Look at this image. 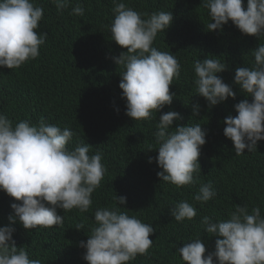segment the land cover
Segmentation results:
<instances>
[{"label":"clouds","instance_id":"obj_1","mask_svg":"<svg viewBox=\"0 0 264 264\" xmlns=\"http://www.w3.org/2000/svg\"><path fill=\"white\" fill-rule=\"evenodd\" d=\"M58 13L70 7V0H51ZM111 40L126 49L114 63L122 71L119 88L126 101V116L133 121L156 119L165 106L176 97L170 91L174 79L181 75L177 55L160 51L154 46L158 33L173 22L171 11H155L150 15L128 6L124 0H112ZM207 11L208 32L222 31L229 22L241 34L259 40L250 51L251 66L237 67L234 83L246 97L234 105L235 116L224 119V136L229 139L236 156L256 152L264 141V0H202ZM84 6L77 2L70 15L83 16ZM44 19V7L36 0H0V68L18 69L35 60L45 45L47 32L37 31ZM195 95L202 97L209 109L235 99L233 88L219 75L228 71L226 62L216 56L193 62ZM247 97L251 98V101ZM199 104L193 105V117L199 115ZM180 113L168 111L156 123L155 162L161 169L160 180L177 188H193L199 184L193 201L205 204L214 200L217 191L212 182L199 181V157L206 144L207 131L193 122L185 126L174 121ZM76 133L70 127H60L41 118L38 123L20 120L14 123L0 113V190L14 202L9 214L10 224L19 223L25 230L61 226L64 215L74 209L88 212L92 194L101 186L107 168L103 153L90 154L91 146L81 141L69 147ZM149 163H152L150 158ZM115 205L100 207L94 212L93 226L87 240L80 241L86 264H132L138 256H147L155 229L121 205L125 196H115ZM119 205V206H117ZM177 222L193 220L197 209L188 200L175 202L170 208ZM204 231L216 237L215 250L208 252L200 237L190 239L177 249L183 264H264V216L259 206L249 210L247 204L235 205L227 219L214 221L203 216ZM83 224L76 229L81 231ZM12 226L0 227V264H42L32 259L25 247L17 248Z\"/></svg>","mask_w":264,"mask_h":264},{"label":"trees","instance_id":"obj_2","mask_svg":"<svg viewBox=\"0 0 264 264\" xmlns=\"http://www.w3.org/2000/svg\"><path fill=\"white\" fill-rule=\"evenodd\" d=\"M36 2L44 7V19L37 31L47 32V40L35 60L18 69L0 68V113L14 123H38L43 118L62 128L70 127L76 136L69 147L83 141L92 147L90 154L102 152L107 172L92 194L89 211L58 210L64 221L52 228L25 230L18 222L10 224L14 200L0 190V227L15 228L17 248L25 247L30 258H39L42 264H86L85 250L79 243L86 242L96 209L115 205V196L127 198L125 205L117 206L155 229L149 237L153 245L148 255L138 256L132 264H183L177 249L197 237L208 252L214 251L216 237L206 233L200 223L205 215L214 221L227 219L235 205L247 204L249 210L259 206L264 216V141L258 142L256 152L245 150V154L236 156L232 142L223 134L224 119L235 116L234 105L246 98L234 83L235 69L252 65L250 51L259 44L257 38L241 34L231 22L222 31H206L208 16L200 7L202 0H124L141 13H173L171 26L158 33L154 46L177 55L181 64V75L170 86L177 97L171 106L158 112L156 119L133 121L125 114L126 101L119 88L122 69L112 59L127 51L111 40L112 0H70V7L63 13L57 12L51 0ZM77 2L85 8L83 16L70 15ZM243 2L246 7L247 0ZM260 42L264 43V38ZM209 56L226 62L228 71L219 75L235 93V99L211 109L202 97L194 96L193 71L197 58ZM197 103L200 112L193 117V105ZM168 111L182 117L174 121L173 128L195 119L193 122L207 131L199 157V181L212 182L217 191L214 200L205 204L193 201L199 184L177 188L158 178V153L149 149H155L153 133L159 116ZM150 158L152 163L148 162ZM180 200L196 207L198 214L193 220L177 223L171 217L170 208ZM78 224L84 225L81 231L75 230Z\"/></svg>","mask_w":264,"mask_h":264}]
</instances>
